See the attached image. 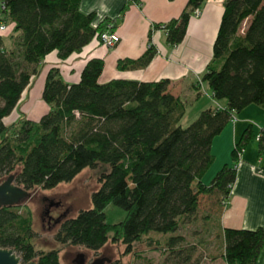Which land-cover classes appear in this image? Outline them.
<instances>
[{
  "label": "trees",
  "instance_id": "16d2710c",
  "mask_svg": "<svg viewBox=\"0 0 264 264\" xmlns=\"http://www.w3.org/2000/svg\"><path fill=\"white\" fill-rule=\"evenodd\" d=\"M0 1L18 33L10 50L0 35V182L13 176L27 191L49 190L73 181L85 168L108 166L92 195V207L63 221L56 242L93 252L108 242L121 243L125 255L140 257L139 245L174 249L184 241L176 233L198 211L201 195L217 194L221 203H229L237 177L234 165L225 164L209 184L205 177L215 162L213 141L233 114L250 105L264 107V0H225L202 81L227 107L202 111L188 127L182 126L186 102L169 91V79L102 84L105 62L97 57L87 61L75 84L66 83L58 68L50 69L42 93L48 113L39 121L22 113L6 123L48 54L57 51L65 60L80 52L108 26L115 29L122 14L95 26L96 13L82 12V0ZM205 2L188 0L178 18L153 24L145 53L119 59L117 69L146 68L158 53L153 42L158 29L165 31L170 47L182 43L194 10ZM254 135L251 126L244 131L232 151L234 160ZM261 135L263 149L264 130ZM27 202L0 208V246L13 248L23 263L62 264L60 249L39 251L32 243L33 213ZM109 204L126 211L123 221L107 222ZM151 232L163 234L164 244ZM222 238L220 255L226 264H256L264 248V227L224 228Z\"/></svg>",
  "mask_w": 264,
  "mask_h": 264
},
{
  "label": "crops",
  "instance_id": "0c3cea01",
  "mask_svg": "<svg viewBox=\"0 0 264 264\" xmlns=\"http://www.w3.org/2000/svg\"><path fill=\"white\" fill-rule=\"evenodd\" d=\"M224 2L225 0H206L200 8L201 15L192 17L184 41L175 47H170L166 43L164 30L154 31L153 42L158 46V53L151 63L144 69L119 71L117 69L119 59L138 58L145 53L149 46L148 34L152 25L164 24L178 18L188 0H82L80 4L82 12L96 13L95 26L105 19L119 18L122 14L113 29L120 35L121 41L115 47L107 48L98 38H94L80 52L72 54L65 60L58 57L57 51L48 54L39 76L22 94L18 108L5 118L6 123L16 121L22 113L32 121H39L50 110L49 105L42 99L46 76L50 69L58 68L66 83L75 84L80 81L81 72L87 61L95 57L102 58L105 62V69L99 78L102 84L112 79L145 82L169 79L171 81L169 91L181 97L186 105L187 102H202L206 98L208 102L205 103V110L226 108V102L214 99L208 84L202 81L207 65L213 57V45L221 23ZM0 24L7 26L5 31H0V35L5 39L6 48L10 50L14 48L15 39L18 37V33L14 32L15 24L8 21L7 15L1 11ZM247 24L248 21L244 24L243 32ZM233 115L235 120L230 121L232 125L229 126V122L213 141L214 164L219 156L217 151L222 144H226L230 146L231 162L225 164L233 166L235 160L232 151L244 131L251 126L255 135L244 147L230 201L220 214L222 241L224 228L254 230L264 227V148L261 149L258 140L264 130V107L250 105ZM220 260L225 262L221 255ZM256 264H264V248Z\"/></svg>",
  "mask_w": 264,
  "mask_h": 264
},
{
  "label": "rangeland",
  "instance_id": "374dc122",
  "mask_svg": "<svg viewBox=\"0 0 264 264\" xmlns=\"http://www.w3.org/2000/svg\"><path fill=\"white\" fill-rule=\"evenodd\" d=\"M202 102H187V112L182 120V126L188 127L206 108ZM207 105V104H206ZM239 117V114H238ZM232 122H230V125ZM224 143V142H223ZM230 146L222 144L217 151L218 159L205 177L206 183H211L225 163L231 162ZM108 169L102 164L97 168H85L69 183L42 190H30L31 197L27 205L32 210V243L39 251L60 249L62 264H91L96 259H105L111 264L119 261L120 264H225L220 260L223 243L220 238V214L227 203H221L217 194L201 195L198 211L185 220L176 235L183 237L184 241L174 249L162 247L159 250L147 249L145 245L137 247L136 255H125V247L121 243L108 242L98 252H93L83 246L62 245L55 240V234L61 223L68 218L75 217L81 210L92 207V195L100 186L101 173ZM16 184V182L14 181ZM107 222L119 223L126 217V211L118 206L109 204L105 209ZM160 238L162 244L166 241L163 234L151 232ZM164 246V245H163Z\"/></svg>",
  "mask_w": 264,
  "mask_h": 264
},
{
  "label": "water",
  "instance_id": "95a60500",
  "mask_svg": "<svg viewBox=\"0 0 264 264\" xmlns=\"http://www.w3.org/2000/svg\"><path fill=\"white\" fill-rule=\"evenodd\" d=\"M14 177L9 176L0 182V208L3 206H15L27 201L31 197L30 191L14 183ZM80 264L84 261L79 260ZM105 259H96L91 264H105ZM0 264H36V261L23 263L20 255L13 248L0 246Z\"/></svg>",
  "mask_w": 264,
  "mask_h": 264
},
{
  "label": "built area",
  "instance_id": "2783aa9c",
  "mask_svg": "<svg viewBox=\"0 0 264 264\" xmlns=\"http://www.w3.org/2000/svg\"><path fill=\"white\" fill-rule=\"evenodd\" d=\"M4 10H5V3L0 1V11L3 12ZM200 15H201L200 8L195 9L192 14L193 17H199ZM111 28H112V25L108 26V28H106L105 31L102 32L98 38L99 42L107 48H113L121 41L120 35ZM6 29H7V26L5 24H0V31H5ZM232 120H235L234 115H233ZM261 136L258 137V140H260ZM243 152H244V149H241V148H239L237 151V157H236L235 164H234V168L237 171L242 162Z\"/></svg>",
  "mask_w": 264,
  "mask_h": 264
},
{
  "label": "flooded vegetation",
  "instance_id": "af4514ba",
  "mask_svg": "<svg viewBox=\"0 0 264 264\" xmlns=\"http://www.w3.org/2000/svg\"><path fill=\"white\" fill-rule=\"evenodd\" d=\"M80 264V263H79Z\"/></svg>",
  "mask_w": 264,
  "mask_h": 264
}]
</instances>
